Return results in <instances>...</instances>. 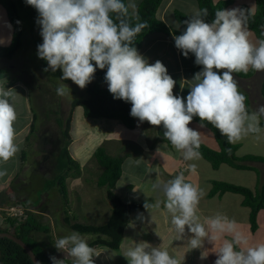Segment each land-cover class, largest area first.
Listing matches in <instances>:
<instances>
[{
    "label": "clouds",
    "instance_id": "9594fccd",
    "mask_svg": "<svg viewBox=\"0 0 264 264\" xmlns=\"http://www.w3.org/2000/svg\"><path fill=\"white\" fill-rule=\"evenodd\" d=\"M39 14L43 42L37 46L38 58L47 62L43 71L62 73V80H71L81 89L92 82L98 69L104 70L108 91L114 99L130 102V115L141 123L163 125L164 138L177 151H182L185 160L200 157L199 131L189 127L194 117L213 125L228 143H235L249 132H260L259 116L264 115V105L249 114L247 97L238 89L233 73L264 71V40L255 46L248 40L245 28V12L240 9L217 10L211 23L205 21L208 10L198 9L191 18L182 23L186 26L180 35H175V47L187 58L195 56V64L202 71L194 74L195 82L186 98L173 94L176 81L168 74L159 60L150 64L132 46L134 38L147 23L130 25L124 17L129 8L139 20L137 5L133 0L125 5L123 0H25ZM140 4V3H139ZM139 6V5H138ZM137 8V10H136ZM115 13V20L110 14ZM19 23V21H17ZM179 27V24L177 25ZM68 89L60 85L58 96ZM12 89L0 87V161L6 163L19 151L14 123L17 113L10 100ZM195 170V165L190 166ZM7 174L0 169V177ZM166 200L165 207L171 214V224L182 238L187 228L192 234V248L202 246L205 238L213 242L204 224L199 222L197 209L202 193L185 182L183 173L167 182L157 183ZM135 190V189H134ZM160 207V202L144 204L148 211ZM213 231L231 230L234 221L217 214L208 220ZM240 238L225 240L217 252L215 264H264V244L236 250ZM58 251L73 257V264H95L98 256L86 239L76 231L58 238L53 243ZM124 257L128 264H178L166 250L152 247L147 242L136 243ZM202 259L206 255L202 254ZM52 264H65L64 259L50 256ZM38 264V262H37Z\"/></svg>",
    "mask_w": 264,
    "mask_h": 264
},
{
    "label": "rangeland",
    "instance_id": "374dc122",
    "mask_svg": "<svg viewBox=\"0 0 264 264\" xmlns=\"http://www.w3.org/2000/svg\"><path fill=\"white\" fill-rule=\"evenodd\" d=\"M16 1L23 26L22 47L10 60L0 57V80L9 83L14 94V98L10 102L14 105L17 113V120L14 123L15 130L19 132L26 125L28 127L20 135L22 141L20 138H16V143L20 149L19 153L4 164L0 162V169L7 170V174L0 177V227L9 228L6 217L12 216L11 213H17L22 220L25 219L27 210L39 214L41 222L49 225L51 231L49 234L36 233V239L49 245L47 250L52 252L57 259H64L65 264H73V257L67 251H58L53 244L58 238L74 231L65 221L66 212L73 222L93 225L105 224L112 212V204L107 198L108 188L97 186L103 169L93 158L96 149L104 147L110 155L115 157H125V153L134 156L124 161L126 164L125 166L123 164V169H127L128 172H126V175L123 174L122 178L116 182V187L119 188L120 192L124 190L123 187L128 185L133 187L138 185L141 191L145 190L144 188L149 189L147 193L151 194L158 191L154 187L151 188L150 185L144 183L140 185L138 181L139 177L144 174L143 170L145 172L146 170H152L151 163L148 164L152 158H140L141 150L139 147L131 143L124 145L120 143L121 145L118 146V142L112 138L115 134L117 136L129 135L133 137L135 134L131 133L132 129L126 131L114 129L113 131L115 125L120 123L119 121L106 118H87L81 106L73 112L72 128L70 130L72 142L67 143L68 140L63 138L61 134L60 120L58 119L65 122L70 114L72 102L75 99L86 98V90L81 89L71 80L67 83L61 79L53 78L49 71H43L47 66L44 64V60L38 58L37 55V46L43 42L40 35L41 28L37 23L39 14L35 8L27 5L25 0ZM133 2L138 8V0H133ZM168 3H170V7L166 16V24L173 29H180V25L177 26L179 23L174 17L176 10L193 15L194 11L199 9L196 0H164L163 7ZM244 5L255 10L256 0H232L226 10H242ZM130 10L133 13L131 8ZM245 28L248 32L249 42L259 46L260 40L256 34L246 25ZM13 31L14 28L7 10L0 5V47H8L12 44ZM151 37L147 38L146 42L150 41ZM143 49L141 48L140 51H143ZM150 57H152L151 60H149ZM147 59L150 64L159 60L166 66L168 74L176 81L173 88L174 95L178 94L181 88L179 78L185 77L187 85L183 87L182 96L186 98L190 87L195 83L191 75V68L194 63L193 56L189 54L186 58L183 54L180 55L177 52L174 45L168 44L166 46L163 43L153 48L152 52L147 53ZM234 79L237 81L239 91L247 97L245 103L249 114L256 112L260 106L264 105V97L261 95L264 71L253 70V75L249 78L235 76ZM62 84L67 86L68 89L64 96H58L56 89ZM8 89L9 87H6L5 90ZM34 114L37 116L35 133L30 135L29 142H25L22 147L23 137L26 135L27 130H30L29 123ZM262 121L264 122V115L259 116V123ZM139 123L140 126L143 125V122ZM189 127L199 131L200 140L204 144L217 149L218 143L214 133L209 128H201L200 124L195 121H192ZM152 130L153 139L156 143L158 142L155 145H158L159 149L167 153L173 150L177 156L180 153L182 154V151H177L170 141L164 140L161 136L159 137L158 126H153ZM235 143L240 145L238 156L251 154L264 157V127L258 133L249 132ZM67 144L78 167H74V172L77 173L75 177L69 176L64 180L67 189V197L64 198L65 196L60 192L62 188L58 180L63 176V173L57 170V165L59 156L62 155L60 154L61 149ZM23 150L26 152L25 160L22 159ZM198 160L205 163L207 175L210 172L211 180L245 186L253 191L260 189L264 182L263 162H247L246 164L251 168H255V171L254 173L249 171L242 173L229 165H225L220 172H214L210 162L201 156ZM13 167H15L16 173L10 180L8 179L10 183L9 181L6 182L5 179L9 176ZM211 182L207 181L208 185ZM211 185H213V182ZM126 192H128L126 198L134 195L132 191L129 192L128 190ZM13 202L14 204H12ZM11 207H15L16 210L14 212L9 210ZM21 212H23L22 215H20ZM259 223L264 226V220L261 218ZM81 235L88 244L96 238L93 234Z\"/></svg>",
    "mask_w": 264,
    "mask_h": 264
},
{
    "label": "trees",
    "instance_id": "16d2710c",
    "mask_svg": "<svg viewBox=\"0 0 264 264\" xmlns=\"http://www.w3.org/2000/svg\"><path fill=\"white\" fill-rule=\"evenodd\" d=\"M164 0H141L137 13L139 20L133 15L129 8L128 16L124 19L130 24L147 23L148 27L144 28L133 41V45L138 51L141 49L145 38L151 33L161 32L169 36L180 35L185 30V25L182 23L184 20L191 18L192 15L184 13L183 11L176 10L175 18L181 29H173L166 24L165 21L158 18L157 13ZM199 9L206 8L208 10V16L205 17V21L211 23L215 18V12L217 10H224L230 4L232 0H196ZM125 5H128V0H123ZM0 5L6 8L10 22L14 28L12 44L8 47H0V57L12 59L18 49L22 47V35L23 26L19 15V9L16 0H0ZM242 10L246 16V27L252 30L257 38L261 41L264 40V0H256L255 10L250 9L248 6H242ZM115 20L116 14H110ZM19 21V23H17ZM194 58L195 56L191 53ZM44 64L47 66V62L44 60ZM107 68L100 70L97 68L94 78L84 89L86 90L87 97L84 99H75L71 105V111L65 122L60 120L59 127L61 128V134L63 138L68 140V144L72 142L70 136V130L72 128L73 112L81 106L83 108L84 115L87 118H106L110 120H118L129 128L134 129L136 127L137 118L130 115L131 103L123 100L114 99L113 95L108 91V88L103 87L106 83L104 77ZM202 71V66L196 65L195 62L191 68L192 76ZM50 75L55 79H61L62 73L58 70L53 73L49 70ZM239 77L249 78L253 75V70H249L247 74L243 72L235 73ZM62 80V79H61ZM69 83L70 80H62ZM262 95L264 97V79L262 82ZM37 116L34 114V122L32 124L31 133L35 132ZM193 121L200 124L198 117H194ZM205 127L209 128L215 136L218 143V149L211 148L204 144L200 140V147L198 151L200 156L211 163L214 169H218L221 165L226 164L236 169L247 170L252 169L247 165V162L258 161L264 163V157L256 155H244L238 156L239 144L228 143L227 137L222 136L220 132L210 123L206 121ZM259 127L262 130L264 122L259 123ZM63 128V129H62ZM163 125L158 126V134L161 138H164ZM164 140H166L164 138ZM61 141V139H60ZM65 145L61 150L62 155L59 156L57 170L63 173L59 180L61 184L60 192L67 197L66 184H64L65 178L69 176L75 177L77 175L74 172V167H78L76 161L70 154L69 146ZM25 151L23 152V158L25 160ZM97 164L103 169L98 179L97 186L107 187V198L112 204V212L108 221L103 225L84 224L80 222H73L72 218L66 212L65 221L70 228L81 234H93L96 238L89 242V246L92 248L104 246L114 250L119 249L123 238L124 228L128 224L132 214L136 211L143 210L144 205L137 202H125L116 192V182L121 178L123 174V163L125 157H115L110 155L104 147H99L94 152L93 156ZM226 192L240 194L244 197L243 204L251 208V227L253 231L258 228V214L260 210L264 209V182L260 186V189L253 191L252 189L235 185L224 181H214L210 194H223ZM14 204V202L12 203ZM31 205V204H30ZM35 207V206H33ZM25 219H21L18 216H7L6 222L9 228L0 227V232H11L18 238L22 239L28 244L40 259L43 264H52L49 259L53 256L52 252H49L47 248L49 245L40 242L36 239V233L49 234L51 229L49 225H45L40 220V215L29 210L26 211ZM12 228V229H11ZM0 264H34L27 252L17 243L8 239L0 238Z\"/></svg>",
    "mask_w": 264,
    "mask_h": 264
},
{
    "label": "crops",
    "instance_id": "0c3cea01",
    "mask_svg": "<svg viewBox=\"0 0 264 264\" xmlns=\"http://www.w3.org/2000/svg\"><path fill=\"white\" fill-rule=\"evenodd\" d=\"M140 2L141 0H138L137 4ZM162 7L163 3L158 10L157 16L158 18L166 22V16L168 13V8L170 7V3L163 7V9ZM156 34L151 33L150 35H148L145 38L141 47L143 49V47L145 46L143 51H140L141 49L138 51L146 59L147 53L152 52L153 48H155L159 44L162 45L163 43H165L166 46L168 44L175 46L173 35V37H171L161 32H156ZM149 37H151L150 41L146 42L147 38ZM177 52L180 53V55L182 54L179 49H177ZM151 58L152 57H150L149 60H151ZM235 76L239 77L233 73V77ZM179 80L181 88L178 94H176V96H182L183 87L187 85V79L185 77H180ZM0 87L6 89V87L11 88V85L1 79ZM103 87L108 88L107 82L103 85ZM33 122L34 115L31 119V122L29 123L30 130L28 129L26 135L23 137L22 147L25 142H29L30 140V135H32L31 130ZM119 122L120 123H117V125H115V127L113 128V131L114 129L122 131L129 130V128L123 125V122ZM139 122L140 121L137 119L136 127L131 131V133H134L135 136H117V134H115L112 137L116 142H118V146L121 145L120 143H123V145L131 143L139 147L141 150L140 158H152L151 161L148 162V164L151 163L150 165H152V170H146V172L143 170V176H140L138 179L139 184L141 185V183H144L150 185L151 188H153L155 184L167 182L168 180L174 179L180 173H183L185 177V182L197 187V189L202 193L197 209V216L199 217V222L204 224L206 230L209 233V236L215 237V239L213 242H209V239L205 238L201 247L192 248L189 243V239L192 237V234L188 232L187 228L182 238L179 237L171 224V214L165 207L166 198L160 189L151 194L147 193L149 189L146 188H144L145 190L141 191L138 185H136V187L129 185L127 187L125 186L123 187L124 190L121 192L118 187H115V192L125 202H137L144 205L146 201L148 203H156L157 201H159L160 207L156 209H151L150 211L144 208L143 210L136 211L132 214L128 224L124 228L123 238L119 249L114 250L104 246L94 247L93 249L95 250V252L100 253L98 256L93 257L95 264H128V260L124 257V254L130 248H133L136 243L140 242H147L152 247H159L161 248V250L168 251L169 254L178 261V264H215V260L217 259V252L223 246L225 240L234 241L236 237H239L241 241L238 245H236L237 251L246 250L249 247H255L259 244H264V226H261V224L259 223L260 218L264 220V209L260 210L258 214V228L256 231H253L250 220L251 208L243 204L244 197L242 195L231 192L211 195L210 192L213 186L211 184L212 182L218 180H211L210 172L207 175V168L205 166V163L203 161H199L198 159H195V161L185 160L183 158V153H180L179 156H177V154L173 152V150L168 153L162 151L158 148V145H155L158 142L156 143L153 139V126L146 121L143 122L142 126H140ZM26 127L28 126L26 125L25 128ZM24 129L22 128L21 130H19V132L16 131L17 139L20 138V135L22 134ZM20 139L22 141V138ZM156 139L159 140L158 138ZM24 151L25 150L22 151L23 160ZM125 154L126 160L130 157H134L129 153ZM175 156L177 157L175 158ZM2 164H4V162H2ZM123 164L125 166L126 162H124ZM193 164L196 166L194 171L190 167ZM225 165L226 164H223L220 168L214 169L210 164L214 172H220L221 170H223ZM153 169L155 170L154 172ZM236 170L242 173L247 171L254 173L255 168L247 170ZM126 172H128V170L123 169L124 175H126ZM15 173L16 170L15 167H13L11 173L5 179V181L8 182L13 177V175H15ZM207 181L212 182L208 185ZM128 190L129 192L132 191L134 195L126 198V195L128 193L126 191ZM218 213L226 216L229 221H234L231 230L218 232L213 231L209 227V218L216 216ZM202 254L206 255V258L202 259Z\"/></svg>",
    "mask_w": 264,
    "mask_h": 264
},
{
    "label": "water",
    "instance_id": "95a60500",
    "mask_svg": "<svg viewBox=\"0 0 264 264\" xmlns=\"http://www.w3.org/2000/svg\"><path fill=\"white\" fill-rule=\"evenodd\" d=\"M0 238H8V239L14 241L15 243L20 245L27 252V254L30 256V258L34 262V264H37V262H38V264H43L40 261V259L36 256L33 249L28 244H26L22 239L15 236L13 233H11V232H0Z\"/></svg>",
    "mask_w": 264,
    "mask_h": 264
},
{
    "label": "built area",
    "instance_id": "2783aa9c",
    "mask_svg": "<svg viewBox=\"0 0 264 264\" xmlns=\"http://www.w3.org/2000/svg\"><path fill=\"white\" fill-rule=\"evenodd\" d=\"M9 210H12V211L14 212V211L16 210V208H15V207H11ZM7 211H8V209H7ZM8 212H9V211H8ZM11 214H12V216H15V217L18 216L17 213H14V214L11 213ZM22 214H23V212L20 213V215H22ZM9 215H10V213H9Z\"/></svg>",
    "mask_w": 264,
    "mask_h": 264
}]
</instances>
